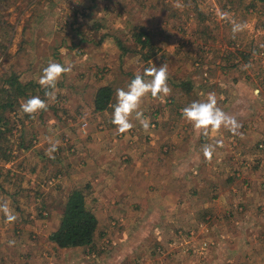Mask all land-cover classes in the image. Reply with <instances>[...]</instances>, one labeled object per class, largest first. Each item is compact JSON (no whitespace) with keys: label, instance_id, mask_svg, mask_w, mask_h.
<instances>
[{"label":"rangeland","instance_id":"obj_1","mask_svg":"<svg viewBox=\"0 0 264 264\" xmlns=\"http://www.w3.org/2000/svg\"><path fill=\"white\" fill-rule=\"evenodd\" d=\"M231 20L247 25L235 38ZM168 48L171 95L142 103L147 131L133 119L118 133L113 110L94 106L98 88L111 84L115 101ZM50 62L72 72L33 119L20 105L47 99L38 81ZM213 92L240 134L204 137L182 117ZM0 104V202L18 217L0 212V264H264V0H0ZM217 139L208 161L202 146ZM50 141L59 142L51 157ZM133 163L149 166L156 194L126 184ZM112 176L120 189L96 196ZM127 188L136 194L122 198ZM74 189L98 229L92 245L62 248L50 235Z\"/></svg>","mask_w":264,"mask_h":264},{"label":"clouds","instance_id":"obj_2","mask_svg":"<svg viewBox=\"0 0 264 264\" xmlns=\"http://www.w3.org/2000/svg\"><path fill=\"white\" fill-rule=\"evenodd\" d=\"M175 7L181 8L182 5L176 4ZM224 18L228 19V14H224ZM233 38L236 34L246 29L245 23H238L231 20ZM72 72L71 65H63L58 62H50L43 69L42 75L38 83L45 89V97L32 96L22 102L21 111L33 119L42 112L47 111L48 100L56 99L57 83L68 73ZM149 77L150 79H145ZM168 67L167 63L160 67L153 66L144 69L143 74L136 73L131 82L127 85V89L118 88L116 90V103L112 105L111 123L116 127V131L120 134L129 133L134 124L132 120L139 121L141 126L147 131L150 127V121L144 117L141 110L143 99L150 93L154 99H163L171 95L172 89L168 84ZM258 94V93H257ZM182 117L189 122L192 127L200 131L204 137H208L210 133H218L222 128L230 131L233 135L240 134L239 129L242 125L235 117L227 114L219 105L216 94L209 93L205 102L193 101L188 106L182 108ZM46 150V154L51 157L52 153L58 150L59 142L52 143ZM217 147H223V140L217 139L215 144H204L202 151L204 157L211 161ZM0 212H3L7 223L15 222L18 217L12 212L8 201L0 202ZM14 241H9V245H14Z\"/></svg>","mask_w":264,"mask_h":264},{"label":"trees","instance_id":"obj_3","mask_svg":"<svg viewBox=\"0 0 264 264\" xmlns=\"http://www.w3.org/2000/svg\"><path fill=\"white\" fill-rule=\"evenodd\" d=\"M144 34L143 31L135 35H137L138 41L145 45L147 43L146 38L142 40ZM10 88L20 95L25 93L24 85L19 83L17 79L10 81ZM113 94L111 85L101 86L95 96L96 110H107L112 103ZM5 160H10V155H6ZM98 223L99 220L95 212L87 205L85 192L81 189H74L68 196L58 228L50 235L51 241L62 248L92 245L95 241Z\"/></svg>","mask_w":264,"mask_h":264},{"label":"crops","instance_id":"obj_4","mask_svg":"<svg viewBox=\"0 0 264 264\" xmlns=\"http://www.w3.org/2000/svg\"><path fill=\"white\" fill-rule=\"evenodd\" d=\"M156 18H160V17H158V16H156V15H151V17L149 16V17H147V19H150V20H153V19H156ZM139 19V18H138ZM163 52V54L164 55H161V57H162V61H164V62H159L158 60H157V58L156 57H154V59L156 60V62H154V64L153 65H156L157 67H160V66H162L163 64H165V63H167V67H168V77H170V74H169V72L171 71V68H174V66L171 64L172 63V61H173V59L172 60H168L169 59V57H170V55L169 54H171V53H173V51H171L169 48L167 49V51H165V49H163V51H159V53H162ZM153 57H151V58H149V60H153L152 58ZM146 62V61H145ZM174 62H177L176 60H174ZM127 64H125V66H126ZM171 67V68H170ZM131 68V67H130ZM133 78H134V76H133ZM132 78V79H133ZM146 78H148V77H145V79ZM131 79V80H132ZM150 79V78H149ZM131 80L130 81H128L126 84H124V87H127V85L131 82ZM170 80H168V82H169ZM107 85H111V84H107ZM176 85V84H175ZM104 86V85H103ZM112 86V85H111ZM173 87H175L174 85H173ZM99 89V88H98ZM97 93V92H96ZM150 100H154V98H152L151 97V94L149 93L144 99H143V102H147V103H150L151 101ZM94 102H95V99H94ZM142 102V103H143ZM116 103V99H115V101H114V98H113V100H112V103L110 104V106H109V108L107 109V110H105V111H100V112H102L103 114H108V111H111V110H113V108H112V105H114ZM95 106V105H94ZM141 110H143V108L141 107ZM133 123V122H132ZM114 138H113V145H114ZM111 145V144H110ZM96 151H94V153H95ZM93 153V152H92ZM137 160L139 161V162H142L141 161V159L140 158H137ZM99 161V160H98ZM111 162V160H108V162L107 163H110ZM103 163H105V162H103ZM113 163H115V164H117V162H111V169H114V164ZM133 168H132V167ZM149 166H146V167H144L143 165L142 166H140V165H137V166H135V163H133L132 165H130V166H128L127 168H125L123 171L124 172H126V174H130V176H128V175H124L123 173V175L125 176V177H127L126 178V184L127 185H129V186H131V187H133L134 189H140V190H142V194L143 193H145V195H150V196H153L154 194H156L155 193V190H154V188L153 187H149V188H146V186H148V183H149V181L152 179V173H151V170H150V168H148ZM110 168V167H109ZM116 168V167H115ZM136 168H144L145 169V171L144 172H142L139 176H136L137 175V173H136ZM134 171H135V175H132L133 173H134ZM108 175H110V173L108 174ZM136 176V177H135ZM113 178L111 179V180H101V189H100V191L99 192H96V193H94L96 196H104V195H107L106 197H108L110 194H111V189H113V188H117V189H120V188H118V185L120 186V184L122 183V180H120L119 178H116L115 176H112ZM94 185H96V188H97V186H98V183H94ZM140 185V186H139ZM128 189V191H129V194L130 195H128V196H126V197H122V198H131V197H133L136 193V191L134 190V189H130V188H127ZM125 191H127V190H125ZM146 191V192H145ZM101 192V193H100ZM17 193V195H20V193H19V191H17L16 192ZM140 193V194H141ZM98 199V198H97ZM107 198H104L103 199V201L101 202V201H99L98 200V203H99V207L105 202V200H106ZM115 207H117V206H115ZM115 207H113V209H115ZM102 208H104L105 209V207L102 205ZM111 208V207H110Z\"/></svg>","mask_w":264,"mask_h":264}]
</instances>
